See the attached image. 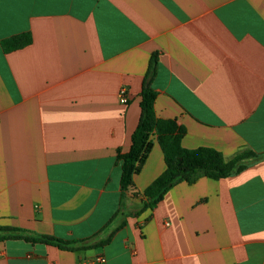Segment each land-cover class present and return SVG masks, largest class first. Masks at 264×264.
Wrapping results in <instances>:
<instances>
[{"label": "crops", "instance_id": "1", "mask_svg": "<svg viewBox=\"0 0 264 264\" xmlns=\"http://www.w3.org/2000/svg\"><path fill=\"white\" fill-rule=\"evenodd\" d=\"M154 57V110L184 148L259 157L150 209L158 143L124 195L116 156ZM0 228L19 231L0 230V264H264V0H0Z\"/></svg>", "mask_w": 264, "mask_h": 264}, {"label": "trees", "instance_id": "2", "mask_svg": "<svg viewBox=\"0 0 264 264\" xmlns=\"http://www.w3.org/2000/svg\"><path fill=\"white\" fill-rule=\"evenodd\" d=\"M30 33H21L1 42L2 50L6 53L16 51L31 44ZM155 57L152 58L145 84L140 95V119L131 136V145L126 153L117 152L116 161L121 167L120 189L122 195L134 190V177L140 173L153 147L154 140L158 143L164 157L165 170L143 192L145 208H154L160 203L166 192L180 182L194 183L199 177L213 180L226 178L244 169L246 164L259 157L252 150L245 149L226 159L219 151L212 148L200 147L186 149L182 146L185 128L177 125L174 120H163L156 116L154 102L156 92L150 87V79L154 73ZM6 232L18 234V230L0 228ZM22 239L30 242L52 244L68 249L73 245L85 246L87 242H63L48 236L29 237ZM107 242L94 243L93 246H103ZM89 246V245H88ZM89 246V247H90Z\"/></svg>", "mask_w": 264, "mask_h": 264}, {"label": "built area", "instance_id": "3", "mask_svg": "<svg viewBox=\"0 0 264 264\" xmlns=\"http://www.w3.org/2000/svg\"><path fill=\"white\" fill-rule=\"evenodd\" d=\"M118 101L121 104L126 103V90H125V88H121L119 90V93H118ZM93 261H96V262H104V258L98 256V257H95Z\"/></svg>", "mask_w": 264, "mask_h": 264}]
</instances>
